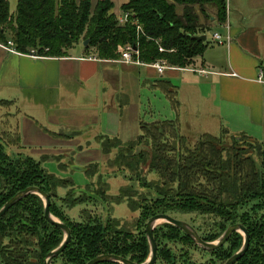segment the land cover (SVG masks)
Segmentation results:
<instances>
[{"label":"trees","instance_id":"1","mask_svg":"<svg viewBox=\"0 0 264 264\" xmlns=\"http://www.w3.org/2000/svg\"><path fill=\"white\" fill-rule=\"evenodd\" d=\"M113 8L111 0H97L94 6L92 0H16L15 12L11 13L8 0H0V43L11 41L15 50L25 55L62 58L70 49L87 41L85 47L82 45L84 52L102 61H118L123 48L131 45L137 48L138 60L144 64L164 60L170 67L187 68L205 50V43L192 37L204 35L209 24L223 25L227 18L226 0H124L120 9L129 15L124 25H119ZM208 10H213L214 15ZM200 16L207 26L200 23ZM159 47L164 52H159ZM164 126H170V140L175 145L177 142L172 136L176 138L178 125L170 121L141 123L137 140L150 139L144 131L161 134ZM217 140L219 138L204 134L196 154L187 159L186 165L172 169V176L180 182L173 195H169V190H161L154 207L134 206L133 211L139 210L138 222L142 217L146 222L156 215L173 218L170 214L173 211L217 217L216 233L205 236L191 226L207 243L218 240L229 226L240 225L248 234L249 246L235 264H264V144L254 142L262 150L260 169H255L249 159L235 156L222 160L215 145ZM162 144L166 146L167 141ZM200 171L210 177L213 188L196 187L193 173ZM0 184L3 185L0 209L27 188H37L49 197L50 214L70 232L68 244L51 264L57 259L65 264H87L102 255L143 264L150 257L145 230L141 229L136 238H131L129 233L117 230L116 219L105 226L91 217L69 219L53 202L56 189L68 186L69 181L47 173L31 157L10 160L1 143ZM152 234L156 243L153 264H158L160 259L168 263L171 258L172 264H225L244 242L243 235L234 232L221 247L206 251L167 223L154 228ZM63 240L64 233L45 219L43 200L29 194L0 217V264H44L46 256ZM162 242L188 247L211 259L194 263L187 251L171 253L160 248Z\"/></svg>","mask_w":264,"mask_h":264},{"label":"rangeland","instance_id":"2","mask_svg":"<svg viewBox=\"0 0 264 264\" xmlns=\"http://www.w3.org/2000/svg\"><path fill=\"white\" fill-rule=\"evenodd\" d=\"M96 1L92 0L93 6ZM8 2L10 12L14 13L16 0ZM178 12H181L180 7ZM208 13L214 15L213 10H208ZM200 23L208 25L201 16ZM214 32H221L216 23L204 34L207 38L205 44L210 42L216 45L212 40ZM79 47L82 48V45L75 46L76 49ZM99 67L101 78L108 76L105 77L108 89L99 83L97 95H93L88 87H85V92L80 91V84L73 83L71 95L29 93L25 94L26 102L21 99L14 105L1 107L0 136L6 130L4 115L7 113L11 117L8 118L9 124L13 121L12 125L21 138L19 146L3 145V151L13 161L31 157L47 173L69 181L68 186L56 189L53 198L57 209L69 219L91 217L99 220L103 226L116 219L118 231L122 230L129 233L131 238H136L141 229L145 230L148 220L145 222L142 217L139 220L141 222H138L139 210L133 211L134 206L154 207L161 190H169V195H173L180 182L172 176V169L182 168L187 159L196 154L197 145L205 132L198 126L183 122L176 127V138L172 136L177 142L175 145L170 140V126L162 127L161 134L151 130L152 137L150 130L142 131L150 139L138 141L141 123L176 121L171 99L166 97L161 85L156 84L160 79L146 77L144 69L128 71L121 64H101ZM172 84L177 86L178 83L172 81ZM208 132L219 138L215 145L222 160L237 156L251 160L255 169H260L262 150L257 144L262 143L228 131H224L225 134L217 129ZM165 136L167 139L164 140ZM11 138H16V135ZM10 141L12 139L7 140V143ZM164 141H167L166 146L162 144ZM193 174L196 187H214L213 181L204 172ZM2 188L0 184V190ZM170 214L205 236L216 233L218 228L217 217L177 211ZM164 223L159 221L154 228ZM33 241L31 238L30 242ZM160 248L176 254L187 251L194 263L209 262L211 259L199 251L174 246L171 242H165L164 245L162 242ZM53 264L65 262L57 259ZM158 264H172V258L168 263L160 259Z\"/></svg>","mask_w":264,"mask_h":264},{"label":"crops","instance_id":"3","mask_svg":"<svg viewBox=\"0 0 264 264\" xmlns=\"http://www.w3.org/2000/svg\"><path fill=\"white\" fill-rule=\"evenodd\" d=\"M111 2L114 4L112 12L118 16L124 0ZM226 6V22L217 25L220 33L214 32L223 43L212 39L216 45L205 44L203 54L183 68L205 71V74L166 70L157 75L150 67L95 59L94 55H87L83 47L70 49L62 58L34 57L8 52L3 48L6 44L0 43V108L21 99L26 102L25 94L29 93L71 95L73 83L80 84V91L85 92L88 87L97 95L99 83L108 89L105 79L108 76L101 78L99 65L121 64L128 71L144 69L146 77L160 79L156 84L161 85L166 97L171 99L176 113V121H164L198 126L208 135L211 130L228 131L264 144V85L256 81L259 70L264 71V0H226ZM213 24L208 25L206 33ZM172 81H177V86ZM4 116L6 130L1 133L0 143L19 146L21 138L13 121L9 124L11 117L7 113ZM12 135L16 138H11ZM9 139L12 142L7 143Z\"/></svg>","mask_w":264,"mask_h":264},{"label":"water","instance_id":"4","mask_svg":"<svg viewBox=\"0 0 264 264\" xmlns=\"http://www.w3.org/2000/svg\"><path fill=\"white\" fill-rule=\"evenodd\" d=\"M194 40L199 42H204L206 40L205 35H197L192 37ZM87 41H85L82 45L85 47L87 45ZM133 49L135 50V46H133ZM29 194H34L39 196L43 202H44V217L45 219L52 225L58 227L63 233H64V240L61 243V245L55 249L54 251L50 252L44 261V264H51L54 257L58 256L66 247L70 240V232L69 229L64 225L61 224L58 220H56L49 212V204L50 200L47 195H45L43 192H41L37 188H27L21 192H18L15 196H13L5 205L0 209V217H2L12 206H14L17 202H19L22 198L26 197ZM163 221L167 224H170L179 230H181L183 233H185L188 237H190L194 243L200 247L203 250L211 251L216 248L221 247L226 240L229 238V236L234 233L238 232L241 233L244 237L243 246L241 249L235 253L230 259L227 260L225 264H235L238 260L241 259V257L246 253L248 246H249V238L247 232L243 229L240 225H231L229 226L225 232L221 235V237L216 240L215 242L207 243L200 239L196 231L187 223L179 220H175L167 215H156L152 217L145 226V235L150 247V257L149 259L143 263V264H153L156 259V243L153 238L152 231L156 225L157 222ZM103 262H112V263H118V264H135L130 262L129 260L122 259L117 256L112 255H102L94 258L93 260L89 261L87 264H99Z\"/></svg>","mask_w":264,"mask_h":264},{"label":"built area","instance_id":"5","mask_svg":"<svg viewBox=\"0 0 264 264\" xmlns=\"http://www.w3.org/2000/svg\"><path fill=\"white\" fill-rule=\"evenodd\" d=\"M128 16L129 15L127 13H121L118 16H116L119 25H124L128 20ZM137 31H140L139 26H137ZM212 39L215 42H217L218 44L223 43V40L221 39L220 35H218V34H213ZM226 41L228 42V39H226ZM3 48L6 51L11 52V53L16 52L14 45L11 41H8ZM158 51L164 52V49L162 47H159ZM138 56H139V54H138L136 47L134 50L131 45H126L122 50V54H121V57L118 60V62L121 64H126V65H138V66L150 67V68L154 69L158 75H162L164 73V71H166V70H180V71L181 70H184V71L187 70V71H191V72L205 74V71H197V70H193V69H183V68L170 67L167 65V63L164 60H158L152 64H144L138 60ZM34 57H39V56H34ZM256 81L259 84L264 85V71L262 69L259 70Z\"/></svg>","mask_w":264,"mask_h":264}]
</instances>
